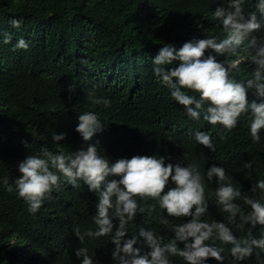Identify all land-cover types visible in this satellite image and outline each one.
<instances>
[{"label": "trees", "instance_id": "1", "mask_svg": "<svg viewBox=\"0 0 264 264\" xmlns=\"http://www.w3.org/2000/svg\"><path fill=\"white\" fill-rule=\"evenodd\" d=\"M221 3L227 0H0V177L8 176L12 183L20 175L18 162L43 149L55 154L86 147L75 126L77 115L92 111L105 128L89 143L98 142L99 154L110 161L136 154L171 155L174 162L198 165L202 175L218 164L243 195L264 203V193L250 191L264 179V130L259 142L251 140L248 113L231 130L189 118L152 72L151 58L165 42L179 47L192 38H222V27L209 18ZM255 3L246 0L245 11H255ZM13 17L22 18L19 28L9 23ZM5 32L12 36L7 44L2 42ZM256 35L264 36V27ZM19 38L28 42L26 50L13 47ZM250 51L243 46L238 50L244 57ZM254 67L244 59L231 75L251 78ZM92 96L111 103L93 104ZM254 98L250 91L249 99ZM195 131L210 135L213 150L195 141ZM55 132L65 133L64 140L54 142ZM203 183L209 205L203 220L223 221L237 238L264 233L261 224L237 227L239 218L230 224L228 213L216 204L215 178L205 176ZM96 202L97 194L82 182L76 187L65 182L37 213L29 214L22 198L0 186V264H79L78 247H87L99 264H114L110 237H85L81 244L73 232L95 228ZM235 203L244 213L250 210L242 199ZM138 204L144 211L128 223L126 235H137L144 227L167 244L173 226L188 219L167 216L151 198H138ZM162 216L166 224L160 222ZM206 243L223 248V264H233L231 244L219 239ZM138 246L142 253L148 251L142 238ZM169 261L185 264L177 255ZM209 264L219 262L209 258ZM238 264H264V252L254 249Z\"/></svg>", "mask_w": 264, "mask_h": 264}, {"label": "clouds", "instance_id": "2", "mask_svg": "<svg viewBox=\"0 0 264 264\" xmlns=\"http://www.w3.org/2000/svg\"><path fill=\"white\" fill-rule=\"evenodd\" d=\"M245 2L227 0L226 4H218L212 10L209 18L222 27V38H192L179 47L165 42L151 62L154 78L169 89L170 96L183 106L189 118H203L210 125L219 124L231 130L237 125L238 117L248 113L252 117L249 135L253 142H259L261 130H264V36L258 37L256 33L264 27V0H256L255 11L247 12ZM22 22V18L15 17L9 21L14 28H19ZM11 39L10 33L2 34L3 43H10ZM241 46L251 50L247 57L239 54ZM13 47L26 50L29 44L19 38ZM221 56L225 59H218ZM229 56L233 57L230 61L227 60ZM244 59L255 65L251 78L236 80L231 73L238 70ZM170 65L174 66L168 67ZM250 91L255 97L251 100ZM91 102L103 103L106 107L111 103L108 98L95 96L91 97ZM77 121L75 131L86 142V147L55 154L43 149L39 155H27L18 162L16 167L20 175L12 183L8 176L0 177V186L22 198L29 214L37 213L62 183L76 187L82 182L89 192L97 194L92 217L95 228L83 232L75 228L73 232L81 244L85 237H110L114 245L111 251L114 264H170V255L182 257L185 264H209V258L223 264V248L206 243L213 239L231 244L233 264L251 256L254 249L264 252V233L259 238L251 234L237 238L223 221L209 223L202 219L209 208L203 183L206 176L208 181L215 178L216 204L228 213L230 224L239 218L237 227L245 223L264 225V203L235 188L222 166L211 164L202 175L198 165L174 162L171 155L155 153L110 161L99 154L98 142L89 143L105 128L98 114L85 111L77 115ZM65 135L55 132L52 140L62 141ZM193 137L198 144L213 150L212 139L206 132L195 131ZM257 190L264 193V179L257 180L250 188L253 193ZM138 198L155 200L167 216L188 218L173 226L174 236L169 243L162 245L159 237L144 227L139 228L137 235H126L128 223L138 212L144 211ZM237 199L250 206L247 213L235 203ZM160 222L166 224L167 218L162 216ZM141 238L148 247L144 253L138 246ZM177 242H182L183 247L178 248ZM75 256L79 264H99L87 247H78Z\"/></svg>", "mask_w": 264, "mask_h": 264}]
</instances>
